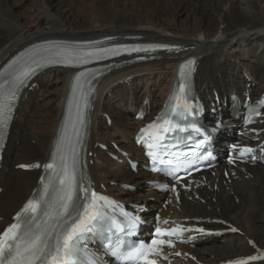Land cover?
Listing matches in <instances>:
<instances>
[{
    "label": "bare ground",
    "instance_id": "obj_1",
    "mask_svg": "<svg viewBox=\"0 0 264 264\" xmlns=\"http://www.w3.org/2000/svg\"><path fill=\"white\" fill-rule=\"evenodd\" d=\"M30 3V17L34 21L28 23L15 0H0V66L27 44L45 39L93 40L114 36L117 42H162L182 47L180 51L154 52L153 60L121 63L123 57L120 56L90 65L96 87L91 97L93 109L85 146L88 173L96 187L104 183L109 193L123 202L142 204L150 210L157 203L149 196L157 199L158 194L146 185L145 194L133 196L127 195V189L122 186L110 187V180L124 183L137 180L122 155L112 151L123 163L112 161L95 143L106 144L115 141L114 135L120 136L117 142H121V148L141 158L142 150L132 139L129 141L128 136H133L143 121L131 119L130 115L139 109L154 110L164 101L181 60L189 56L197 58L195 89L210 103L214 102L212 91H217L220 111L216 115L221 116L225 130L239 123L236 114L243 110L230 96L235 94L243 100V92H247L256 99L264 91V0H30ZM182 12L185 17L177 18ZM131 36L136 39H130ZM244 70L252 76V81L245 79ZM73 74L74 71L64 68H48L33 79L35 85L22 94L0 168V185L5 187L0 193V229L10 220V212L37 187L40 170L25 172L15 167L23 161L30 163L48 158ZM126 82H130L131 93L125 88ZM137 85H143L140 93L136 92ZM108 93L116 96L115 104ZM143 100L148 103L144 104ZM103 113L109 115L111 126ZM206 116L212 117L211 114ZM260 128H264V124ZM35 138V144H29V139ZM89 151L95 158L88 157ZM91 159L94 160L92 165ZM124 165L128 170L123 169ZM137 173L148 175L139 169ZM15 178L22 183L20 186L15 185ZM229 179L223 178L220 171L214 177L206 173L205 187L181 196L179 205L162 211L166 217L223 219L237 226L241 234L200 238L194 248H187L202 262L217 264L228 258L249 255L254 252L250 241L264 248V169L247 166ZM10 185L18 190L3 204V195ZM195 194L205 199L204 205ZM194 209L202 210L203 214ZM255 264H264V261Z\"/></svg>",
    "mask_w": 264,
    "mask_h": 264
},
{
    "label": "snow or ice",
    "instance_id": "obj_2",
    "mask_svg": "<svg viewBox=\"0 0 264 264\" xmlns=\"http://www.w3.org/2000/svg\"><path fill=\"white\" fill-rule=\"evenodd\" d=\"M158 46H149L148 48H135L133 51H149L155 50ZM162 47V46H160ZM171 50V49H169ZM115 52L114 49H97L95 51L82 52L77 49H72L68 47H61L57 51L51 53L54 57H59L58 60H52L51 63H63L66 65H73V61H80L83 63L88 62V57L98 56L107 52ZM39 66V65H38ZM33 71L31 67H25L21 70L15 77L17 83H22L25 78H27ZM183 90V89H182ZM14 96V93L12 94ZM175 112V110H174ZM5 119V112L2 107H0V139L3 135V124ZM78 121L82 123V116L78 114ZM165 123H170L165 121ZM156 125H149V128L155 127ZM77 136L79 135V130L74 128ZM145 130H141L143 133ZM164 131H168L165 129ZM63 143V141H62ZM155 145L149 143V149H152ZM245 151H252L251 149H244ZM73 156L75 155L74 148L71 149ZM63 153V149H61ZM149 155L156 158L155 152H149ZM61 164L64 172V179H61V184L66 185L65 189L61 190L58 195L57 203L50 205L53 213L57 216H64L69 214V208L72 205V187L71 180L72 177L68 171V156L67 154L60 155ZM171 163V161H169ZM229 163H232L230 160ZM23 167V165H21ZM48 169H54V164L50 163L46 165ZM175 190V189H173ZM47 193V186L45 187V194ZM85 199L87 200V190H85ZM101 201H106V198L98 195L95 192L91 193L90 202L83 205V211L77 212L76 218L73 220L70 226L66 227L65 230L57 237L54 250L47 245L45 241L41 240L40 235L33 232L30 228L20 232L22 225L20 223H13L7 229L0 233V264H33V261L41 259V254L47 256L51 264H75L76 261H85L86 264H99V258L96 257L94 253H88L86 256L81 254V249L78 247L79 241L83 238L84 233H93L96 235L94 229L95 222L100 218L99 212H94L93 209L97 207V203ZM38 204L33 200H29L22 209L21 213H18L17 219L28 218V214H35L37 212ZM51 215L52 213H46ZM139 223L138 218H131L125 225L127 228H135L136 224ZM158 235H164L160 233L157 229ZM177 230L172 229L167 235H172ZM203 231V229H199ZM235 231V229H233ZM107 239V237H106ZM167 243L168 246H172L170 240L164 239H153L150 244L141 245L132 251H122L121 244L119 242L111 243L107 246V252H110L113 256L127 261L128 264H135V258L139 257L145 264H155V261L150 259L151 255L159 254L158 246ZM48 249L47 252L45 249ZM180 255V253H177ZM26 258V259H25ZM249 259L255 260L257 257H250ZM238 264H244L243 261L238 262Z\"/></svg>",
    "mask_w": 264,
    "mask_h": 264
},
{
    "label": "rangeland",
    "instance_id": "obj_3",
    "mask_svg": "<svg viewBox=\"0 0 264 264\" xmlns=\"http://www.w3.org/2000/svg\"><path fill=\"white\" fill-rule=\"evenodd\" d=\"M228 2L230 1V0H227ZM15 2H16V6L18 5V10H21L22 11V15H23V18H24V21H27L28 23H30V22H32V21H34L33 19V17H30V15H31V13H32V10H31V6H30V0H15ZM34 12V11H33ZM180 15L179 16H177V18H184L185 17V12H182V13H179ZM26 17V18H25ZM28 17V18H27ZM23 21V20H22ZM241 72H242V70H241ZM243 74H244V77H245V79L246 80H248L249 82L250 81H252L253 80V78H252V76H250V75H247V74H245V70L243 71ZM152 79H153V76H151L150 77V81H152ZM45 81H47V79H45ZM127 84H125L126 86H125V88H127V92L128 93H131L130 92V82H126ZM142 86L143 85H137V87H136V92L137 93H140V91H141V89H142ZM254 86H255V84H254ZM50 87L52 88V87H54V84L52 83V84H50ZM112 95V93H108V98L109 99H112V104H115L116 102H117V98H116V96L114 95V96H111ZM140 97H141V94L139 95V97H138V99H140ZM144 101V100H143ZM124 104H127V102L126 103H124ZM128 105H130V103L128 104ZM104 114V113H103ZM102 114V116L103 117H105V118H110L109 117V115L107 114V113H105L104 115ZM130 117H131V119H134V111H133V113L130 115ZM111 120V119H110ZM112 121V120H111ZM109 126H111L110 124H108ZM110 129H112L111 127H109ZM119 137L120 136H116L115 137V135H114V138H115V141L114 140H110V141H112L113 143H118V145L120 146L121 145V142H117V140H119ZM130 139H132V136L131 135H129L128 136V140L130 141ZM12 141H13V139H12ZM16 142V144L18 145L19 144V141L18 140H16L15 141ZM35 142H36V138L35 139H29V144H35ZM112 142H107L106 144H104V145H106L107 146V148L109 149V150H111V151H114V152H116L115 151V149H114V147L112 146ZM97 144V142L95 143V146H97L96 145ZM109 144V145H108ZM111 145V146H110ZM104 151V150H103ZM105 153L107 152V151H104ZM89 154H91V155H89ZM107 154V153H106ZM88 157H93V158H95V154H93L91 151H89L88 152ZM107 157H108V154H107ZM109 159H111L112 161H115V162H118V163H123V162H121V161H116V160H114V159H112L110 156L108 157ZM94 162V160H90V164L92 165L93 164V162ZM21 163H27L26 161H23V162H21ZM16 169V168H15ZM123 169H127L128 170V168L124 165L123 166ZM139 170L141 171L142 169L139 167ZM131 171V170H130ZM143 171V170H142ZM132 172V174H133V176H134V179L135 180H137V181H135V182H129V183H125V184H130V185H132V186H134V189L133 190H130L129 192L127 191V190H125L126 192H127V195H136V194H138V193H140V194H145V192H147V188L146 187H144V181L146 180V179H149V177H148V175H138V173L137 172H133V171H131ZM98 175L100 176V173H98ZM234 178H236V177H234ZM15 180L16 181H18V179L17 178H15ZM228 180V179H227ZM16 181H15V185H17V186H20V184H22V183H20V180L16 183ZM228 181H230V179L228 180ZM102 183V182H101ZM124 182H121L120 180H110L109 181V183H108V185L110 186V187H121V184H123ZM224 183V182H223ZM104 183H102V184H100L99 183V188H101V187H105V185H103ZM135 184V185H134ZM101 185V186H100ZM3 189L5 188V187H2ZM146 188V189H145ZM14 189V190H13ZM17 190L18 189H16L15 188V186H9V187H7L6 188V191H5V193H4V195H3V198H2V203L3 204H7L8 203V200H11L12 198H13V195H15L14 193H16L17 192ZM28 196V194L23 198V200L26 198ZM151 197L152 196H149V198L151 199ZM0 200H1V198H0ZM22 200V201H23ZM198 201H199V203L200 204H202V205H204V203H205V199H203L202 198V201L200 200V199H197ZM22 201L20 202V204L22 203ZM19 204V205H20ZM19 205L12 211V212H10V217H11V215L14 213V211L19 207ZM195 210V209H194ZM196 212H199V213H201V214H203V211L202 210H195ZM217 211H219L218 209H217ZM207 215H210V216H218V215H214V214H207ZM1 216V215H0ZM221 218V217H220ZM230 234V233H229ZM229 234H226V235H224V237H222V238H225V237H227V236H229ZM237 234V233H236Z\"/></svg>",
    "mask_w": 264,
    "mask_h": 264
}]
</instances>
